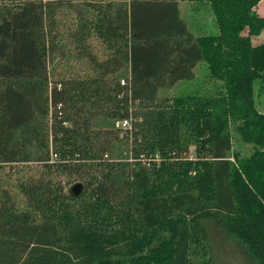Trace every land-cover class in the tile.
Returning <instances> with one entry per match:
<instances>
[{
    "label": "trees",
    "instance_id": "1",
    "mask_svg": "<svg viewBox=\"0 0 264 264\" xmlns=\"http://www.w3.org/2000/svg\"><path fill=\"white\" fill-rule=\"evenodd\" d=\"M260 1L0 0V264H214L205 221L264 264ZM58 52L82 68L52 80Z\"/></svg>",
    "mask_w": 264,
    "mask_h": 264
},
{
    "label": "rangeland",
    "instance_id": "2",
    "mask_svg": "<svg viewBox=\"0 0 264 264\" xmlns=\"http://www.w3.org/2000/svg\"><path fill=\"white\" fill-rule=\"evenodd\" d=\"M181 17L187 22L188 26L196 34H218L219 26L215 17V14L209 3H200L197 1H181L180 2ZM257 13L264 16V0L260 1L255 7ZM247 34V31L244 32ZM264 42V29L259 35L252 37L253 45H258ZM58 52L57 54H59ZM58 56V58H57ZM55 57L54 62L49 66V75L51 79L62 76L68 69L71 73H74L78 69H81L82 65L75 58H70L60 53ZM196 76L192 80L180 81L174 86L169 88H163L160 90L161 96L182 95L185 93H191L194 89H200L203 84L210 80V71L206 63H200L195 69ZM124 79V77H123ZM52 82V81H51ZM123 83V82H122ZM209 87L213 88L219 86V82H208ZM53 84V82H52ZM261 82L259 80L255 83V99L259 110L264 112V90H260ZM115 121V127L122 130L121 136H123L122 127L117 126ZM53 150V149H52ZM196 146L191 145L189 151L184 156L196 157ZM54 152V150H53ZM5 170H10V166L6 165ZM75 182L66 185V190L69 193L73 192V185ZM76 184V183H75ZM209 232V242L212 247L213 262L214 264H258L256 258H254L246 248V246L235 236L229 235L222 227L217 226L211 222L205 221Z\"/></svg>",
    "mask_w": 264,
    "mask_h": 264
},
{
    "label": "built area",
    "instance_id": "3",
    "mask_svg": "<svg viewBox=\"0 0 264 264\" xmlns=\"http://www.w3.org/2000/svg\"><path fill=\"white\" fill-rule=\"evenodd\" d=\"M123 83H125V81L123 80L122 81ZM117 126L118 127H122V128H128L130 127V120L129 119H122V120H119V122H117ZM51 157L52 159H55L58 157L57 153L56 152H51Z\"/></svg>",
    "mask_w": 264,
    "mask_h": 264
}]
</instances>
